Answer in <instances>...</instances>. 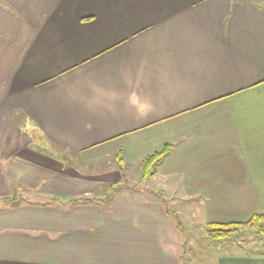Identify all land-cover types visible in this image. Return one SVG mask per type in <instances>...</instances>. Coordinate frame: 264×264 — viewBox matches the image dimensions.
I'll use <instances>...</instances> for the list:
<instances>
[{"label": "crops", "instance_id": "1", "mask_svg": "<svg viewBox=\"0 0 264 264\" xmlns=\"http://www.w3.org/2000/svg\"><path fill=\"white\" fill-rule=\"evenodd\" d=\"M253 97L262 112L237 110ZM195 133L218 172L199 170L187 194L264 213L263 3L0 0V264H183L168 160L142 178L159 182L149 193L106 196L147 152Z\"/></svg>", "mask_w": 264, "mask_h": 264}, {"label": "rangeland", "instance_id": "2", "mask_svg": "<svg viewBox=\"0 0 264 264\" xmlns=\"http://www.w3.org/2000/svg\"><path fill=\"white\" fill-rule=\"evenodd\" d=\"M258 1L260 3L262 1L264 4V0ZM258 96H263L261 91L258 93ZM237 105L236 108L239 112H262L263 108L261 100L254 97L250 104L239 102ZM256 139L258 142L256 147L257 156H259L260 161L262 157L264 162L263 138ZM174 144L175 149L170 155L171 157L165 159L168 160L166 166L168 165L173 172L171 182L167 185L169 190L166 192L165 197L168 199L166 203L169 209L171 212L176 213L175 219L180 221L182 224L181 228L184 230L182 236H184L186 245L183 255L186 261L183 264H217V254L219 251L226 254L234 253L236 255L264 256V235L257 234L256 230L234 235L227 240L212 239L207 236L208 224L211 223V221L229 220L231 218L245 221L250 218L252 216L251 213L254 212H232L235 213L231 214L233 216L219 214L220 212L228 213L229 211L214 205V194H210V198L200 196L198 192L193 196L188 195L187 193L191 192L189 188L191 182L197 185L200 176V174H198L199 170H203L206 176L216 177V172H218V170L208 169L207 165L204 164V162L212 161L214 154L213 152H208L204 147L199 145L198 133L192 136L182 134L180 138L175 137ZM161 148L162 146L157 149ZM141 149L143 150L144 147ZM152 152H154V150L147 152L146 155ZM137 155L139 154L136 153L135 156ZM127 171L130 182L126 184L124 179L122 183L118 185L123 187L129 185L131 188H139L142 194L149 193V189L158 187V180H142L140 167L139 165L136 166L135 162H133V166L129 170H126V172ZM106 191H108V189H106ZM116 193L117 191L113 194ZM212 199L213 201L210 202ZM218 255H220V253ZM189 258L192 259L191 262L187 261ZM181 259H183V256Z\"/></svg>", "mask_w": 264, "mask_h": 264}, {"label": "trees", "instance_id": "3", "mask_svg": "<svg viewBox=\"0 0 264 264\" xmlns=\"http://www.w3.org/2000/svg\"><path fill=\"white\" fill-rule=\"evenodd\" d=\"M252 1L260 3L258 0H233L234 3ZM262 4V1H261ZM175 149L174 143H166L161 149L148 154L142 161V178L146 180L156 174L161 163L169 157ZM116 159L120 166H123V158L121 151L116 153ZM122 186L111 185L109 188L106 201H109L112 194L118 191ZM12 199V198H11ZM83 198H75V201ZM86 199V198H85ZM264 213L256 212L245 221L231 222H211L208 224L207 236L212 239L227 240L234 235L248 233L256 230L257 234L264 235Z\"/></svg>", "mask_w": 264, "mask_h": 264}]
</instances>
